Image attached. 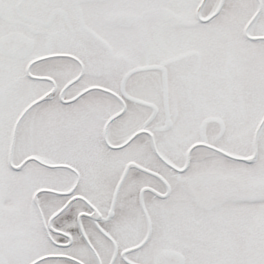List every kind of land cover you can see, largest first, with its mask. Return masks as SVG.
<instances>
[{
	"label": "snow or ice",
	"instance_id": "obj_1",
	"mask_svg": "<svg viewBox=\"0 0 264 264\" xmlns=\"http://www.w3.org/2000/svg\"><path fill=\"white\" fill-rule=\"evenodd\" d=\"M0 264H264V0H0Z\"/></svg>",
	"mask_w": 264,
	"mask_h": 264
}]
</instances>
